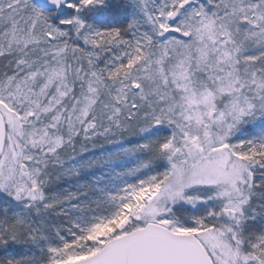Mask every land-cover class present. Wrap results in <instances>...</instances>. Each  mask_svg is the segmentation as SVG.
Instances as JSON below:
<instances>
[{
    "label": "snow or ice",
    "instance_id": "1",
    "mask_svg": "<svg viewBox=\"0 0 264 264\" xmlns=\"http://www.w3.org/2000/svg\"><path fill=\"white\" fill-rule=\"evenodd\" d=\"M0 264H264V0H0Z\"/></svg>",
    "mask_w": 264,
    "mask_h": 264
}]
</instances>
